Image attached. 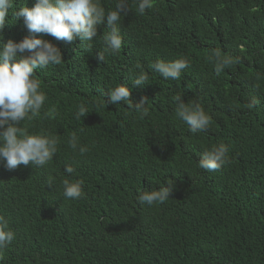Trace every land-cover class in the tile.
<instances>
[{"label":"trees","instance_id":"1","mask_svg":"<svg viewBox=\"0 0 264 264\" xmlns=\"http://www.w3.org/2000/svg\"><path fill=\"white\" fill-rule=\"evenodd\" d=\"M0 264H264V0H0Z\"/></svg>","mask_w":264,"mask_h":264}]
</instances>
